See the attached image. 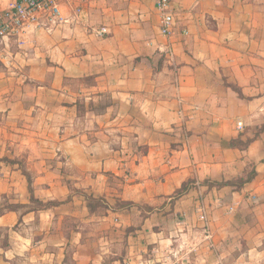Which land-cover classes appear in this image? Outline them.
I'll use <instances>...</instances> for the list:
<instances>
[{
  "label": "crops",
  "instance_id": "0c3cea01",
  "mask_svg": "<svg viewBox=\"0 0 264 264\" xmlns=\"http://www.w3.org/2000/svg\"><path fill=\"white\" fill-rule=\"evenodd\" d=\"M172 4L171 36L155 0H74L0 41V193L19 206L0 227L30 263L147 264L200 234L204 201L211 240L184 264H264V0Z\"/></svg>",
  "mask_w": 264,
  "mask_h": 264
},
{
  "label": "built area",
  "instance_id": "2783aa9c",
  "mask_svg": "<svg viewBox=\"0 0 264 264\" xmlns=\"http://www.w3.org/2000/svg\"><path fill=\"white\" fill-rule=\"evenodd\" d=\"M73 1L17 0L12 7L0 11V41L18 36L31 25L49 28L66 21L63 8L71 6ZM155 4L161 16L160 32L164 36H171L175 23L172 0H155ZM77 9L79 13L82 12L81 7ZM96 33L102 37L107 33V29L100 28ZM239 126L242 128L243 124L239 123ZM209 214L207 204L204 201L198 203L197 216L199 221H202L198 232L200 234L185 237L182 245L178 247L169 245L165 250L153 249V256L147 264H184L191 261L192 255L199 247L211 240Z\"/></svg>",
  "mask_w": 264,
  "mask_h": 264
},
{
  "label": "rangeland",
  "instance_id": "374dc122",
  "mask_svg": "<svg viewBox=\"0 0 264 264\" xmlns=\"http://www.w3.org/2000/svg\"><path fill=\"white\" fill-rule=\"evenodd\" d=\"M33 201V207L38 208V207H44L45 204L42 202L32 199ZM47 204V203H46ZM17 206L16 203H10L6 198L5 194L0 193V214L4 213L5 211L11 209L12 207ZM104 206V204L101 201H98L97 199L92 202V207L95 211L101 209ZM94 222V221H93ZM92 221L90 222H81L79 221L78 225H83L84 227H87L88 229L93 226ZM66 225L68 227L76 226L77 224L75 223L74 220L71 222L68 221L66 222ZM92 229V228H91ZM90 238H94L90 237ZM15 241V238H13V233L7 228H2L0 227V264H46L43 261H34V263H30V255L32 252L26 251V252H19L16 249L9 250L12 246L11 242ZM8 252V256H7ZM37 259L38 254H35ZM36 259V260H37ZM65 259H66V264H76V260H74L73 252H69L68 254H65ZM43 260H47L46 258ZM58 264V263H56Z\"/></svg>",
  "mask_w": 264,
  "mask_h": 264
},
{
  "label": "trees",
  "instance_id": "16d2710c",
  "mask_svg": "<svg viewBox=\"0 0 264 264\" xmlns=\"http://www.w3.org/2000/svg\"><path fill=\"white\" fill-rule=\"evenodd\" d=\"M251 139H248L245 143L244 142H242L241 140H240V138H238V139H235V140H232L231 141V145L232 146H235V147H247L250 143H251ZM255 176V172L254 171H251V172H249V174H248V176L246 177V178H239V179H237V180H234V181H228V182H226V184H236L237 186H243L246 182H248V181H250L253 177ZM205 183H209V181L207 180V181H205ZM191 187H193L189 182H187V183H185L184 185H183V187L176 193V196L177 197H180L181 195H183V194H185V193H187L190 189H191ZM32 190V189H31ZM32 199H34V197L32 198ZM96 200V199H95ZM94 200H92V202H93ZM92 202H91V208L93 209V207H92ZM57 204H59V203H56V202H51V203H47V204H45V206H51V205H57ZM132 204L131 203H121L120 202V207H130ZM19 206H14V207H12L11 209H9V210H13V209H17Z\"/></svg>",
  "mask_w": 264,
  "mask_h": 264
}]
</instances>
